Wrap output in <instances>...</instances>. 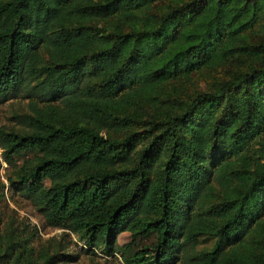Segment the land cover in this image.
Wrapping results in <instances>:
<instances>
[{
	"label": "trees",
	"instance_id": "trees-1",
	"mask_svg": "<svg viewBox=\"0 0 264 264\" xmlns=\"http://www.w3.org/2000/svg\"><path fill=\"white\" fill-rule=\"evenodd\" d=\"M22 91L6 178L49 226L125 264H264V0H0V103ZM2 216L0 264L54 263Z\"/></svg>",
	"mask_w": 264,
	"mask_h": 264
},
{
	"label": "rangeland",
	"instance_id": "rangeland-1",
	"mask_svg": "<svg viewBox=\"0 0 264 264\" xmlns=\"http://www.w3.org/2000/svg\"><path fill=\"white\" fill-rule=\"evenodd\" d=\"M163 2H160L162 5ZM223 75L222 70H201L193 73L191 78L186 81L178 82L177 86L181 96H186L187 93H194L201 90H207L212 84ZM30 98L24 91L16 96L7 99L0 103V127L5 129H20L22 127L21 116L29 111L28 102ZM14 165L8 164L2 156V148L0 147V180L4 182V196L0 199V215L6 221H12L19 228L28 227L34 232V243L36 245L49 246L51 251L58 252L57 258L62 253H68L75 259H57L53 264H125L120 251L112 254H107L103 251V244L98 246H89L80 234L71 232L61 227L49 226L38 208L31 202L30 199L21 195L16 190L10 181L6 178L7 175H15V170L24 164L27 160L34 157L32 151H25L14 155ZM16 179V177H14ZM47 185L49 179L44 181ZM156 234L151 232L146 236L137 238L135 244L129 252L139 247H145L154 244ZM131 234L129 231L121 232L117 237V243L123 244L129 241ZM213 238L205 237L199 240L197 248L208 247L212 244Z\"/></svg>",
	"mask_w": 264,
	"mask_h": 264
}]
</instances>
